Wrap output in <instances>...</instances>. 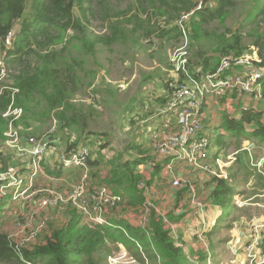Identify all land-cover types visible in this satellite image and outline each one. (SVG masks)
I'll use <instances>...</instances> for the list:
<instances>
[{"label":"trees","instance_id":"trees-1","mask_svg":"<svg viewBox=\"0 0 264 264\" xmlns=\"http://www.w3.org/2000/svg\"><path fill=\"white\" fill-rule=\"evenodd\" d=\"M121 1L0 0V62L5 61L7 65L5 78L0 82V143L6 139L10 120L4 118L3 114L10 106L23 110V115L14 121V126L20 129L24 137L34 136L36 131L32 129L33 123H42L44 118L57 119L61 125L58 131L80 122L81 112L77 111L71 98L82 87L79 71L83 69L84 62L79 57L67 60L65 52L70 48L76 54L96 58L98 45L111 48L125 41L127 26H132L129 33L137 36V41H149L157 34L161 39L180 43L181 30L171 23L186 13H192L188 25L190 48H197L198 43L208 35L205 26L218 20L224 23L236 4L235 0H205L204 8L197 11L196 0H129L127 8L120 9L118 5ZM97 16L103 22L105 33L102 35H94L90 30L91 20ZM163 18L168 28L161 27ZM245 30L249 31L247 34L264 67V0H251L249 8L239 20V27L235 31H228L231 37H218L219 44L215 50L218 58L204 57L201 50L197 49L194 56L198 60L194 66L216 71L223 57L242 53L245 47L244 37L240 33ZM10 32L14 36L13 43L6 47L5 39ZM261 95L263 101L258 103V111H243L239 118L227 111L221 114L224 134L218 135L215 141L220 149L229 146L225 142L226 137L250 141L255 147L250 151L245 149L242 156L236 159L235 167L231 168L227 179H213L214 188L209 197L213 205L222 209V214L215 226L206 233L208 239L223 229L231 230L240 217L249 216L248 210L234 204L238 194L234 184L238 175L242 177V180L237 181L238 185L249 181L255 173L252 162V166L250 164V152L257 147H264V83ZM34 103L45 105V112L34 109ZM67 111L75 114L69 117ZM58 134L55 132L51 138H58ZM75 148L77 144L70 146L68 152ZM142 148L133 143L125 150L127 153H136L135 159L123 161L122 154L114 157L110 162L109 175L101 183L114 193L121 194L128 207L135 209L143 207L147 199L145 190L139 187L144 178L139 167L152 160ZM98 163L96 161L93 165ZM154 169L155 177L163 167L159 164ZM6 170L3 168L1 171ZM46 172L54 174L49 168H46ZM261 174L263 177L256 173V179L264 185V172ZM152 180L145 184H153ZM119 213L112 211L107 216L106 224H88L76 209L68 207L65 224L52 227L44 243L32 249L17 246L8 234L0 232V263L104 264L106 258L119 251L120 247L141 260L135 242L142 246L152 264L186 263L188 254L178 246L180 240L165 228L163 219L156 216L155 209L146 227L132 224ZM203 260L205 262L206 258L203 257Z\"/></svg>","mask_w":264,"mask_h":264},{"label":"rangeland","instance_id":"rangeland-1","mask_svg":"<svg viewBox=\"0 0 264 264\" xmlns=\"http://www.w3.org/2000/svg\"><path fill=\"white\" fill-rule=\"evenodd\" d=\"M198 1L205 2V0H196V2ZM235 1L236 4L231 9L229 17L224 23H220L218 20L208 23L205 26L204 30L208 32V35L198 43L197 48H190L191 41L189 35L187 47L184 46L185 40L182 37L180 43H177L175 40L161 39L156 36L157 34H155L149 41H137V36L129 33L132 26H127L128 28L125 29L127 32L125 41L118 42L111 48L98 45L96 58L76 54V51L71 48L65 52L67 60L79 57L84 62L83 69L79 71L82 87L79 88L77 94L71 98V102L74 104L77 111L79 113L81 112L82 119L78 124H73L71 127L64 129V131H58L61 125L58 120L54 118H44L41 121L42 123H33L32 129L36 131V134H33V137L40 139L47 137L52 146L50 152H48L47 160L43 159V171L46 172V168L51 169L52 166L56 165L58 156L63 152H68L70 146L75 144H77V147L84 145L90 150V161L92 163L90 164V179L92 186H103L101 183L109 175L111 167L110 162L114 157L122 154L123 161L135 159L137 157L136 153H127L125 151L130 145L137 143L143 147L142 149L147 152L148 155L149 150L147 145L150 139L148 129L153 122H155L154 118H157L155 116H157V112L160 110L158 108L164 104L163 100L167 98L168 93L166 85L179 80L174 65L177 66L181 63L182 54L185 50L188 51L189 61L192 66H194L196 60H198L194 56L197 49L201 50L204 57L212 59L219 57V55L215 53L219 44L218 37L220 35H225L226 38L231 37V33L228 31H235L239 27V20L246 13L251 4V0ZM128 4L129 0H122L118 6L120 9H125ZM75 13L77 15L79 14L77 8H75ZM99 15L102 16L100 12ZM100 16L91 20L90 30L94 35H102L105 33ZM175 22L176 21H173L171 24L175 25ZM161 24L163 29L169 27V25L164 27L163 22ZM248 32V30H245L243 33H240L244 37L243 44L245 48L243 51H245L244 54L254 56L255 53L258 54V51L252 45V39L249 38L250 35L247 34ZM120 86L125 89H121ZM33 107L39 112H45L44 109L46 108L45 105L42 106V104L38 105L36 103L33 104ZM221 108L225 111L234 113L232 116H236V112L240 111V108L239 110L234 109V107L229 104H226L225 108H223V106H221ZM260 108H262V105ZM221 111L222 110H219L216 106L214 109V105H211V109L207 110L208 119L211 117L214 118V116L217 115L218 121H220L219 124L216 120L214 122V124H218V128L215 129L216 132H214L212 138V144L214 146L212 152L213 158L216 152L214 140L216 141L218 137L217 135L223 130V128L221 130ZM74 114L75 112L67 111V116L69 117ZM208 121L210 122V120ZM211 123L212 121L210 124ZM209 128H212V126ZM7 131H9V127ZM55 132H59L58 138L53 137L52 139L51 135L53 136ZM218 132L220 133L218 134ZM19 133L22 135L20 129ZM225 142L228 143L229 146L225 148V152H223V160H221L227 163L226 172L223 170L224 168L222 169V167L217 166L215 162L214 164L218 174L219 172L221 173L224 171L229 176L230 169L235 167L236 158L241 157L244 153L243 150L253 143L247 140L230 137H226ZM21 147L25 148L27 145L21 144ZM250 154V158L259 160L264 157V147H257L255 150L251 151ZM96 161H99V163L93 165ZM27 162H30L28 154L21 156L16 150L9 148L6 142L0 143V172H2L1 170H3V168H7L8 170L9 168L26 166ZM141 167H143V172H146L144 165ZM141 167H139V170L142 169ZM254 169L257 170V168ZM181 170L182 169H179L178 171ZM161 172L162 175L160 178H157V184L155 187V189L157 188V191L152 190V192L147 195V200L144 202V205L147 201L152 202L154 207H156V216H159L157 210L167 216L161 201L168 196L166 192H163L164 189L168 188V178L165 170H161ZM262 172L264 171L262 170L261 173ZM59 173L62 174V172ZM256 173L263 177L259 171H255L251 176L252 178L249 179L252 180L255 178L251 190L252 194L254 192L259 193L262 188L264 189V185L256 179ZM73 174L64 177L66 180L69 179L68 182L71 184L70 186L75 185L80 180L81 173ZM183 175L186 179L193 178L192 172L186 167L183 169ZM155 177L153 174L152 179H155ZM240 177L241 176L238 175L236 180L238 181ZM70 178L72 179V182H70ZM201 178L202 177H200V179ZM65 179H61L55 187L68 188L69 185L63 183ZM212 179L213 177L211 178V181ZM146 181L149 180L144 177L143 182ZM192 182L194 185L199 186L198 181L192 180ZM235 185L238 187L241 186L238 184ZM213 186H211V189H213ZM244 188L245 187L242 186L239 189L244 190ZM199 189L200 187H198V191ZM198 198L199 201L204 204V207L202 208L204 210L202 216L206 220H209H207V225L208 230H210L213 228V226L210 225V215L212 210L209 209V206H205L206 202L199 193ZM240 201L241 200L239 199V202ZM0 202V208L1 210H4L2 213L0 212V232L11 235L13 240L21 241L22 227H20V224H28L24 218V216H30V214H26L28 208L25 206L23 208L21 203L15 204L13 199H10L9 196H6L5 199ZM240 204L242 207L245 205L242 201ZM187 205V209L189 210L195 212L203 211L200 207L192 206L189 197L187 199ZM123 206L124 207L116 213L120 212L128 219L131 218L132 224L136 226L141 222H144V216L141 212L144 211L142 206L137 209L128 207L127 201ZM19 210H22V212L20 213ZM207 210H210V212ZM153 212L154 209L151 213L153 214ZM44 216L48 218V227L44 231L45 233L42 238H39V241L45 240V237L50 233L52 227L61 226L65 224L67 220L66 211L61 208H48L44 211ZM218 217L219 214L217 215V219ZM167 218L173 222V224L180 221V219L175 220L171 217ZM217 219H215L216 222ZM197 221L198 220H195L194 226L186 227L187 230L184 235H181L180 232L182 231L179 228H176L178 240H180L179 242L183 245L182 248L184 249V252L188 253V260L185 264H208L203 260V257L207 259V256H212L211 264H229L232 258H236L232 252L227 253L225 246H220V242L228 238L231 230L223 229L217 233L216 236L208 239L206 238V232H203L204 223ZM36 223L37 218H29L30 227H33ZM252 235L251 230L246 237L247 242L243 244L242 251L244 246L251 240ZM262 236L263 232L260 233V248L264 253ZM190 245L192 247H190ZM213 247H215V249H213ZM243 255H245L244 251ZM104 264H108L107 258L104 261Z\"/></svg>","mask_w":264,"mask_h":264},{"label":"built area","instance_id":"built-area-1","mask_svg":"<svg viewBox=\"0 0 264 264\" xmlns=\"http://www.w3.org/2000/svg\"><path fill=\"white\" fill-rule=\"evenodd\" d=\"M204 8V2L198 1L196 10ZM192 13H186L179 18L175 25L181 30V37L185 40L187 47L189 29L188 25ZM163 26H166V19H161ZM13 33L10 32L5 39L6 47L13 43ZM242 53L223 57L216 71H206L202 66H192L189 61L188 51L182 54V61L175 66V71L179 76L178 81H173L167 85V98L154 118V125L148 129L149 141L148 150L151 161L145 165L152 171L155 165H161L166 171L167 177L171 181V187L175 190H187L192 206L204 207L199 201L198 188L192 180H198L207 186H213V179H227L225 172L217 173L214 162L221 167L219 153L215 152L213 158L212 138L216 127H212L216 120L207 118V110L211 102L215 103L218 109L225 108L226 104L232 105L234 109L243 111H258V103L262 102V84L264 83V67L261 66V59L257 53L252 55ZM7 65L5 61L0 62V82L3 81ZM121 87V86H120ZM121 89H125L121 87ZM260 90V92H259ZM1 94V88H0ZM253 103V104H252ZM223 110V109H222ZM227 110V109H226ZM23 115L21 108L10 106L3 114L4 118L9 119V131L5 133L9 148L16 150L21 156L28 154L30 162L23 167L9 168L0 172V201L9 196L14 203H23L27 209L24 216L28 224L22 225L21 241L10 240L17 246H25L32 249L34 246L43 244L39 238L44 235L48 227V218L44 216V211L48 208L66 209L72 207L82 216L88 224H106L107 216L112 211H119L125 204L121 194L114 193L105 186H92L90 174V150L82 145L70 152H63L57 158L56 165L52 166L54 172L77 171L81 173L80 180L72 185L68 190H61L55 186L40 187L38 179L45 174L43 171V159L47 160L51 143L47 137L36 138L33 136L24 137L19 133V129L14 126V121ZM207 120L212 123L207 124ZM222 130V128H221ZM220 132H218L219 134ZM223 134V130L219 135ZM218 136V135H217ZM216 136V137H217ZM215 143V140H214ZM21 144L27 147L22 148ZM248 150V146L246 147ZM264 159L257 161L254 166L262 169ZM186 167L192 172L193 178L186 179L184 176L177 175L179 168ZM194 171V172H193ZM200 177H202L200 179ZM213 177L212 181L211 178ZM154 186V185H152ZM140 188L145 190V196L152 192V187L142 182ZM202 190L205 187H200ZM214 188V186H213ZM213 189L209 191V195ZM147 200V199H146ZM241 201L234 200V204L241 206ZM1 204V202H0ZM141 211L144 222L139 225L146 227L151 211L156 210L152 202H146ZM157 214L163 219L164 226L170 230L172 236L177 239L175 224L167 216L157 210ZM29 218H37V223L33 227L29 226ZM264 224L256 221L252 223V238L244 246V264H264V253L261 251V229ZM136 243L139 260L134 257L126 248L108 256V264H151L145 255L142 246ZM179 247H183L181 243ZM188 254V253H187ZM212 256H207L206 263L211 264ZM24 264H34L24 261Z\"/></svg>","mask_w":264,"mask_h":264},{"label":"crops","instance_id":"crops-1","mask_svg":"<svg viewBox=\"0 0 264 264\" xmlns=\"http://www.w3.org/2000/svg\"><path fill=\"white\" fill-rule=\"evenodd\" d=\"M211 105H214V109H215V103L211 102L209 109H211ZM219 110H222V109H219ZM223 111H225V110H222L221 114H222ZM227 112H229L231 115L234 114V113H232L230 111H227ZM236 114L237 115L234 116L236 118H239V116L241 115V113H239V111L236 112ZM216 122L218 124L220 123V121H218V116H216ZM154 124L155 123L153 122V124L151 126H153ZM206 124H209L208 120H207ZM218 124H213L212 123V127L218 128ZM221 128H222V122H221ZM214 144H215L216 152H218L220 154L219 157L223 160V152H225V149L224 148L220 149L216 145V143H214ZM254 147H255L254 144L248 146V151L252 150ZM147 148H148V145H147ZM245 149L243 151H245ZM263 158L264 157L260 158L259 160H254L253 158H250V164H251V162L253 164V166H252V164H251V166L256 168L254 166V164L257 161L262 160ZM222 160H221V163H222L221 167H222V169L224 168L223 170L226 172L227 163L222 161ZM235 162H236V160H235ZM181 166H183V165H178L177 166L179 169H182L181 171L177 172V175L184 176L183 175L184 167H181ZM141 168L142 169L139 170V172L143 175V177H146L148 180L152 179V176H153L154 172L151 169H149L147 166H144V169H146V172H143V167H141ZM254 168H252L253 171H259V172L261 171V169L260 170L259 169L256 170ZM230 172H231V169H230ZM52 173H54L55 175L47 173V172L45 174H43L38 179V185L40 187L55 186V185H57L60 182L61 179H65L64 177L72 175L73 173L79 174L77 171L64 172L63 174H60V173L56 174L57 172L56 173L52 172ZM161 175H162V172L159 175H157L155 177V179L153 178V180H152L153 184L148 185V186L152 187L151 189L153 191L154 190L157 191V188L155 189L156 184H157V178H160ZM250 178H252V177H250ZM239 180H242V177H240ZM254 180H255V178H253L252 180H249L246 184L241 185L239 187L237 185H235V184H237L236 182L234 184V186L236 187L237 192H238V194L235 197V199H238V200L240 199L242 202H244L245 205L242 208H244V210H248L249 216L240 217L238 219V221H236L234 223V226L231 229L230 234L228 235V238L223 240L222 244L220 243V246L223 245V246L226 247L227 253L232 252L235 255V257H236V258H232L230 260L229 264H244L245 258H244V255H243L242 247H243V244H245L247 242V238L246 237L251 232L252 223L254 221H256L259 224H264V189L262 188L259 193L258 192L257 193L254 192L252 194L251 190H252V187H253V184H254ZM68 181H69V179L68 180L65 179L64 182H63V183H67L69 185L68 188L60 187L59 189L64 190V191L68 190L71 187L70 186L71 184ZM167 181H168V188L164 189L163 192H166V194H168V196L165 197L164 200L161 201V203L163 205V209L166 211L167 217L174 218L175 220L180 219V221L175 224V229L179 228L182 231V232H180L181 235H184L185 231L187 230L186 227L194 226L195 225V220H198L197 222L204 223L203 232L207 233L208 231H210V230H208V225H207L209 220L207 219L208 220L207 221L202 216L203 212H204L203 209H201L203 211H197V212L187 209V206H188L187 205V199H188V197L190 199V196H189L187 190H185V189L175 190V189H173L171 187V181H170L169 178L167 179ZM196 181H198V180H196ZM252 181H253V183H252ZM70 182H72L71 178H70ZM198 183H199V186L196 185L197 188L201 187V186L205 187L204 190H202L200 188L198 192H199V194L202 195V198L205 200V202H206L205 206L206 207L209 206V209L212 210V213L210 215V220H211V222H210L211 224L210 225L214 227L215 226L214 224L216 223L215 219H217V215L218 214H219V216L222 214V209L220 207H218V206L213 205V203L211 202V198L208 196L209 195L208 194L209 191L212 190L211 189V183H210V185H208L209 186V188H208L209 191H206L207 186L203 185L200 181H198ZM248 184H249V186H248ZM152 185H154V186H152ZM242 186L245 187L244 190H240L239 189ZM246 187H248V188H246ZM21 205L24 208L25 204L21 203ZM185 205H186V208H185ZM165 206H167V207H165ZM3 211L4 210H0L1 213ZM19 211H20V213L22 212V210H19ZM208 212H210V210ZM119 216L128 219L123 213H119ZM128 220H129V222L132 223V219L131 218H129ZM261 232H263L262 241L264 243V228H262ZM190 247H192V246L190 245ZM210 247H211V245H210ZM213 249H215V247H213Z\"/></svg>","mask_w":264,"mask_h":264}]
</instances>
